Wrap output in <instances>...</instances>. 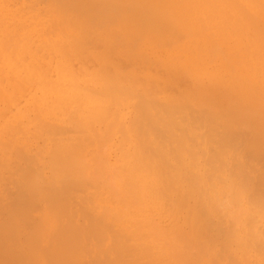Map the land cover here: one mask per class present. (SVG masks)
Returning <instances> with one entry per match:
<instances>
[{"label":"bare ground","instance_id":"obj_1","mask_svg":"<svg viewBox=\"0 0 264 264\" xmlns=\"http://www.w3.org/2000/svg\"><path fill=\"white\" fill-rule=\"evenodd\" d=\"M85 1L91 31L78 0L0 4V264H264V0ZM118 33L198 93L141 89Z\"/></svg>","mask_w":264,"mask_h":264},{"label":"rangeland","instance_id":"obj_2","mask_svg":"<svg viewBox=\"0 0 264 264\" xmlns=\"http://www.w3.org/2000/svg\"><path fill=\"white\" fill-rule=\"evenodd\" d=\"M23 1L30 2V0H0V2H1L0 4L1 5L5 4L6 7L10 6V7L13 8L14 6H17V4L21 5ZM36 1H48V0H36ZM55 1L58 2V0H55ZM68 1L69 0H60L58 2L60 7H61V9H63L64 13H66V14H68L69 11L72 8V6H69L70 4L66 3ZM78 2L81 3V4L85 3L83 5V11H85L86 13L89 14L90 11H94L95 12L96 15H95L94 18H92L93 19V24L90 21L89 31H91L93 29V25H94L95 29H97L98 28L97 27V23L99 22L98 19H97V16H98L99 10H97L95 8V4L94 3H87L85 0H78ZM155 4H156L155 0H145V1L144 0H128V1H122L119 4L120 5L119 6L120 11H116L114 14H110L109 16H105V17L106 18H113L115 21H117L119 23H121V22L125 23L124 19H127L128 17H130V14H133V15H139L140 14L143 17L147 16V14H151L152 13V12L150 13L151 7L153 5H155ZM94 8H95V10H94ZM97 11H98V13H96ZM68 24L69 23H68V18H67V25ZM76 29L79 30L80 27L77 26ZM165 29H166V31H165ZM161 30L160 31H161L162 34H163L164 31H165L164 33H166L167 32V27H165V28L163 27ZM134 31L139 32L141 30L140 29H135ZM88 39L91 42L90 45H92L93 43H96V38H93V40H92V38H88ZM145 39L146 38L138 37L134 33H131V34H128V35L127 34H123V33H118L116 35V38H115L114 42H113V44L116 46V48H118L120 50L119 53L115 56V59H116V62H117V66L116 67L119 70L122 69L123 72H124L125 69H126L125 71H127L129 69L133 70L134 75H138L139 86L143 90H145V89L159 90V89L165 88V87H166V89L167 88L174 89L176 87H181V85H182V88L184 87L187 90L189 88V90H188L189 92L193 91L192 93L197 94L198 93L197 86H196V84L193 83V81H192L193 79L191 80L188 77V74L185 73V72H180V71L173 72V71L168 70L169 68L167 69V67L162 63V58L164 57V54L162 53V51H159L160 49L158 51H152L146 45ZM134 40H136V42ZM85 41H86V39H85ZM85 43H87V42H85ZM130 45H132V46L130 47ZM94 46L96 47L98 45H94ZM97 49H101V46L99 48H97ZM92 51L95 52L94 50H92ZM136 58L138 60H140V61H138ZM141 59H143V60H141ZM145 61H147L148 64ZM127 62L130 63V64H128ZM132 62H134L133 63L134 65L132 64ZM136 62L137 63L140 62L141 64L140 63L137 64ZM151 62H153L154 64H151ZM145 63L147 65H143ZM156 63H158V64H156ZM75 64H76L75 67H77V68L81 66V62L80 61H76ZM84 65L88 66L87 64H84ZM121 65H122V67H121ZM140 65H143V66L140 67ZM109 66H111V65H108L107 69H109L110 71L111 70L114 71L112 66L111 67H109ZM136 66L138 68H136ZM153 68H154L155 72H157V71L158 72L161 71V72L160 73L157 72V74H152L150 71H151V69L153 70ZM112 71H111V73H112ZM167 75H169V76H167ZM182 75H184V76L182 77ZM161 78H163V79L164 78H170L171 82L165 83L164 81H162ZM182 80H184V82ZM180 83H181V85H180ZM178 94H179V92H175L176 98H177ZM213 94H215V93H213ZM217 98H218L217 101H221L222 99H223V101H226L228 99L226 97L225 93L222 92V91L220 92V94H219V96ZM260 98H264V97L261 96V95L258 96L255 92H253V97L250 98V101L248 103H246V104H244V103L243 104L245 105V108H247L253 114H259V112H261L260 114L262 116V109L260 107V104H261ZM260 109H261V111H260ZM115 160H116L115 159V155L112 154V155L108 156L107 162H108V164L110 163V166H113L115 164Z\"/></svg>","mask_w":264,"mask_h":264}]
</instances>
